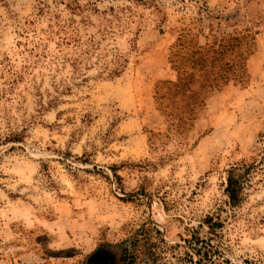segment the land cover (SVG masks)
Segmentation results:
<instances>
[{
    "label": "rangeland",
    "instance_id": "obj_1",
    "mask_svg": "<svg viewBox=\"0 0 264 264\" xmlns=\"http://www.w3.org/2000/svg\"><path fill=\"white\" fill-rule=\"evenodd\" d=\"M125 248L264 264V0H0V264Z\"/></svg>",
    "mask_w": 264,
    "mask_h": 264
},
{
    "label": "trees",
    "instance_id": "obj_2",
    "mask_svg": "<svg viewBox=\"0 0 264 264\" xmlns=\"http://www.w3.org/2000/svg\"><path fill=\"white\" fill-rule=\"evenodd\" d=\"M245 173L242 170V166H233L228 170V177H227V187L226 191L229 195V198L232 203H236L239 201L242 189H243V179L245 178ZM155 234L160 236L162 235L161 230L154 227ZM141 236H144V233L141 232ZM161 240L163 241V238L161 237ZM139 239H135L134 246L136 247L137 243H139ZM197 252L200 254L201 251L197 250ZM221 256L215 257L213 256V264H222V262H225V260H222L220 258ZM122 262L123 264H136V255L135 252L130 251L128 248H125L122 255ZM82 264H87L86 262H83Z\"/></svg>",
    "mask_w": 264,
    "mask_h": 264
}]
</instances>
